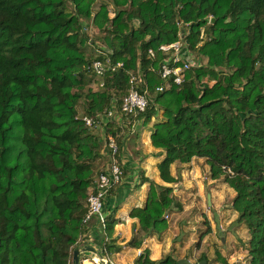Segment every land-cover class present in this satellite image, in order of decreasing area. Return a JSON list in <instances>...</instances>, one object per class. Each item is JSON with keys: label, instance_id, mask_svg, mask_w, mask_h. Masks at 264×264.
Masks as SVG:
<instances>
[{"label": "trees", "instance_id": "trees-1", "mask_svg": "<svg viewBox=\"0 0 264 264\" xmlns=\"http://www.w3.org/2000/svg\"><path fill=\"white\" fill-rule=\"evenodd\" d=\"M95 2L0 0V264H72L105 160L103 140L78 107L95 120L113 100L119 108L131 74L150 95L145 112L130 119L150 124V144L163 156L159 178L174 184L171 166L204 159L210 178L223 177L235 192L250 264H264V0H102L93 11ZM92 24L106 45L98 55L87 51ZM182 40L206 63L176 85L159 73L168 58L159 47ZM95 60L108 66L93 91ZM119 132L111 123L106 134L116 137L121 163ZM143 180L145 203L128 213L139 223L134 248L165 232V215L179 208L170 187ZM106 210L103 248L111 256L122 249L114 230L123 222L117 206ZM174 248L158 260L145 248L134 264H177Z\"/></svg>", "mask_w": 264, "mask_h": 264}, {"label": "rangeland", "instance_id": "rangeland-1", "mask_svg": "<svg viewBox=\"0 0 264 264\" xmlns=\"http://www.w3.org/2000/svg\"><path fill=\"white\" fill-rule=\"evenodd\" d=\"M101 2L102 0H96L93 6V11H96ZM107 8L109 10V16L112 17V6L108 5ZM86 33L89 36V40L87 41V51L92 52L94 55L102 53V49L106 48L105 43L100 39L103 34L93 24L86 28ZM180 42L183 43L184 41L182 40ZM189 57L192 60L195 57L198 58V60L195 58V62L193 61L194 65L198 62L199 65H205L206 63L205 57H198L193 54H190ZM97 83L98 82L92 83L91 89L93 91L101 89ZM210 84L212 83L210 82ZM83 108L84 105L80 103L78 107L79 116L83 115ZM157 117H161L160 112H158ZM115 122H119L118 119ZM154 122L155 120H153V123ZM148 127H150V125H142L141 130H148L146 129ZM93 133L98 135V132L95 130H93ZM130 134V132L121 134L120 130V140L126 137L133 138L134 133ZM138 134H142L140 129L138 130ZM150 147H152L151 144ZM139 151V153H142V155L145 156L142 149ZM156 153L157 152L153 153L154 157H157ZM107 158V155H105V160L104 162H100L99 167L101 168H98V171L104 169ZM160 158L162 159L163 156ZM161 159H159V161ZM126 163L128 164H125V169L126 165L127 167H132L134 164L131 159ZM155 168H157V166ZM127 169H129V167ZM170 171L174 177H177V182L174 184L164 183L159 178L158 169L157 173H143L139 168L137 173H135L136 175H132L134 176V180L137 182V187H134L132 191L133 197L139 194L138 189L141 186L145 187L143 191L147 196L149 185L148 183H143V179L146 174L147 179L151 180L153 183L162 187H170L171 195L175 198V202L179 205V208L173 207L172 212L165 215V219L168 224L167 230L156 236L157 240L163 239L167 236L166 242L169 244L167 249L164 246L161 247L163 249H161L157 254L158 259H160L161 256L163 257L165 253L167 254L169 252V248L171 250L175 247L174 256L180 257V259L176 260L177 264L178 261L185 260L184 257L189 254L190 257L192 254L195 255L194 263H197L201 257H205L208 264H250L251 255L247 244L249 235L246 227L236 222L238 214L232 209L231 205L233 198L235 197V192L226 183H224L223 177L217 180H212L209 175V166L206 164L205 160L201 158H193L189 164H174L171 166ZM124 207L127 208L128 205H125ZM208 228L210 229V233L203 237L201 234ZM134 230L135 229L132 227L131 235L136 238L138 237V231L137 229L136 231ZM115 231V236H119L116 238V243L121 241L125 247H129V242L131 241L129 236L130 234L123 237V229H120L121 232H117L118 234L115 233ZM150 238H154V236ZM96 250L97 252L100 251L99 248ZM92 256L95 255L89 252L82 253L79 257V263L83 262L82 259L86 258L88 263L91 262V264H93ZM96 256H101V254L97 253ZM111 257L112 255L110 258ZM115 259V256H113L112 260L116 264H121ZM125 264L129 263L127 262Z\"/></svg>", "mask_w": 264, "mask_h": 264}, {"label": "built area", "instance_id": "built-area-1", "mask_svg": "<svg viewBox=\"0 0 264 264\" xmlns=\"http://www.w3.org/2000/svg\"><path fill=\"white\" fill-rule=\"evenodd\" d=\"M159 51L168 56L167 62L161 65L159 73L163 79H172L176 85L182 83L185 70L198 64L194 65L195 59L193 58L192 60L189 57L191 53L187 46L180 41L163 45L159 47ZM149 55L153 57L154 52L150 50ZM170 62L173 66H170ZM105 65L100 60H95L91 64V71L99 81L104 76L105 67L108 66ZM120 66L121 64L116 65L117 68ZM141 85H143V81L134 74H131L127 92L122 97L119 108L116 105V101L113 100L110 108L106 110L105 114L97 116V120L88 116H81L83 123L88 128L98 132L99 137L104 142L108 157L106 168L99 172L93 185L89 188L85 205L86 213L82 219L84 232L76 242L77 248L83 246L94 247L95 244H98L97 246L100 249L98 254H101V256H95L93 264H116L103 248V244L108 241L105 234L106 217L108 215L105 201L110 191L123 181L124 167L117 160L118 146L116 137L106 134V131L108 125L114 124L117 119L119 122L115 123L120 124L124 119H126L124 121L126 123L130 117L133 118L145 112L150 95L146 88H140L142 87ZM98 86L102 87L101 81L98 82ZM156 90L162 91L163 88H157Z\"/></svg>", "mask_w": 264, "mask_h": 264}, {"label": "crops", "instance_id": "crops-1", "mask_svg": "<svg viewBox=\"0 0 264 264\" xmlns=\"http://www.w3.org/2000/svg\"><path fill=\"white\" fill-rule=\"evenodd\" d=\"M125 120L126 119L122 120L120 122V124L114 123V125L116 126V129L121 130V134L126 133V132H130L131 134L134 133V135H133V138L126 137V138L122 139L121 152H120L119 157H120V160H121L123 167L125 166V164H128L126 162H129L130 159L132 160V163H134L135 165L133 164L132 167L128 166L129 169H127L128 167L126 165L127 175L124 177L121 184H119L114 189H112L110 194L107 196L106 201H105V206H108V209L114 208L115 206H117L115 216H116V218L121 219L123 224L116 225L115 226L116 231L115 230L114 231H115V233H117V232H121L120 229H123L124 230L123 237L128 236L130 234L129 236H130L131 241L129 243L131 244L133 239H134V236L131 235L132 227L135 229L134 231H136V229L139 226V223H138V220L136 218H130L128 216V213L130 212V210L132 208L142 207L145 203V200H146V194L143 191V189H145L144 186L139 187V189H138L139 194H137L135 197L132 196V191H133L134 187H137V182H136V180H134V176H132V175L137 173V170L139 168L142 170L143 173H157V168H155V167L160 162L159 159H161V158L153 156V153L154 152L158 153L159 150L155 149L153 147H150V141H149L150 132L148 131L150 129V127H148V130L144 131L143 128H142L143 130H141L142 124H141L140 120H138V121L134 120V119L131 120L129 118L128 122H126V124L124 123ZM124 128H125V130L126 129L127 130L125 131ZM139 129L142 133L141 135L138 134ZM141 149L143 150L142 152L145 153V156H143L142 153H139L140 152L139 150H141ZM102 152L104 155H106L105 146H103ZM106 165H107V162H106ZM105 168L106 167H104V169ZM146 176L147 175L145 174V177ZM125 205L126 206L128 205V207L125 208L124 207ZM116 236H117V238L119 237L118 235H116ZM120 238H122V237H120ZM166 241H167V236H165V238L159 239V240L156 239V236H154V238H146L142 242V244L139 248H134V247L130 246V244H129V247H125V245L122 244L121 241H118L117 245L121 246L122 249L119 252L114 253L112 255V257L115 256V258H116L115 260H117L121 264H125L127 262L129 264H134V260L140 254V252L142 250H144L145 248H148L151 251V259L152 260H158L157 254L160 252L161 249H163L161 247L164 246L167 249L169 246L168 242H166ZM169 243H170V241H169ZM97 245L98 244H95L94 247H92V248H94L96 250L98 248ZM96 252H97V250H96ZM97 253L94 255L96 256ZM80 255H79V257H80ZM95 256H92V259L95 258ZM112 257H111V259H112ZM194 258H195V255L192 254L191 258H189V261L188 260L187 261L191 264V262L192 263L194 262V260H195ZM126 260H127V262H126ZM85 261H86V259L83 260V262H81L79 264H83ZM90 264H91V262H90Z\"/></svg>", "mask_w": 264, "mask_h": 264}, {"label": "water", "instance_id": "water-1", "mask_svg": "<svg viewBox=\"0 0 264 264\" xmlns=\"http://www.w3.org/2000/svg\"><path fill=\"white\" fill-rule=\"evenodd\" d=\"M84 252H89L92 254H96V250L90 246H83L81 248H76L72 252V264H79V255L84 253ZM178 264H190L187 260H180L178 261ZM200 264H205V261L201 262Z\"/></svg>", "mask_w": 264, "mask_h": 264}, {"label": "bare ground", "instance_id": "bare-ground-1", "mask_svg": "<svg viewBox=\"0 0 264 264\" xmlns=\"http://www.w3.org/2000/svg\"><path fill=\"white\" fill-rule=\"evenodd\" d=\"M83 264H90V263H88L87 261H85Z\"/></svg>", "mask_w": 264, "mask_h": 264}]
</instances>
